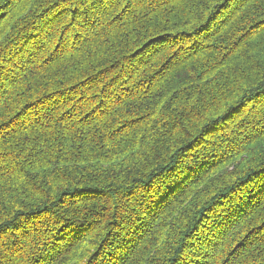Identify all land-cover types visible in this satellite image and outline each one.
I'll list each match as a JSON object with an SVG mask.
<instances>
[{"label": "trees", "instance_id": "obj_1", "mask_svg": "<svg viewBox=\"0 0 264 264\" xmlns=\"http://www.w3.org/2000/svg\"><path fill=\"white\" fill-rule=\"evenodd\" d=\"M0 23V264H264V0Z\"/></svg>", "mask_w": 264, "mask_h": 264}, {"label": "rangeland", "instance_id": "obj_2", "mask_svg": "<svg viewBox=\"0 0 264 264\" xmlns=\"http://www.w3.org/2000/svg\"><path fill=\"white\" fill-rule=\"evenodd\" d=\"M163 1H167V0H163ZM122 2L124 3L125 0H122ZM151 2L159 3V0H151ZM171 5H173V4L171 3V1L168 2V3H166V6H167V7H169V6H171ZM121 6H124V4L121 5ZM172 8H173V7H172ZM173 9H174V8H173ZM0 24H1V25H0V28L3 27L4 24L7 25V23H4V24L0 23ZM0 33H1V32H0ZM213 217H214V216H213ZM208 220H209V219H208ZM241 238H242V237H241ZM241 238L238 239L239 242H242V241H240ZM250 240H251V237H250V238H247L246 241H243L242 243L250 242ZM255 247H257V246H255ZM93 249H94V248H93ZM93 249H91L90 251H92ZM147 249H148V243H146L145 245H143V246L141 247V252H140V253H139V252H135L136 257H137V261H138L139 264H140V261L142 260L140 257L143 256V254H141V253L146 252ZM253 249H254V248H253ZM253 249H252V250H253ZM140 259H141V260H140ZM132 261H133V260H132ZM180 262H181V264H188V262L184 261V259H183V261H182V259H181ZM182 262H183V263H182ZM164 263H166L165 260H162V261L159 262V264H164ZM168 263H169V262H168ZM219 263H220V262H219ZM219 263H217V264H219ZM203 264H206V260L203 261Z\"/></svg>", "mask_w": 264, "mask_h": 264}]
</instances>
